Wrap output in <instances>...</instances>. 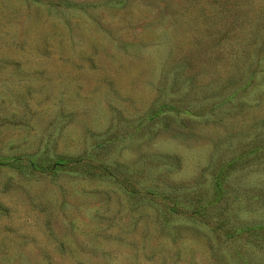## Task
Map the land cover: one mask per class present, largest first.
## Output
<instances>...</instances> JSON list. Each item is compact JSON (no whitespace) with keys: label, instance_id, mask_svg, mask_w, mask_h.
Here are the masks:
<instances>
[{"label":"rangeland","instance_id":"rangeland-1","mask_svg":"<svg viewBox=\"0 0 264 264\" xmlns=\"http://www.w3.org/2000/svg\"><path fill=\"white\" fill-rule=\"evenodd\" d=\"M0 264H264V0H0Z\"/></svg>","mask_w":264,"mask_h":264}]
</instances>
